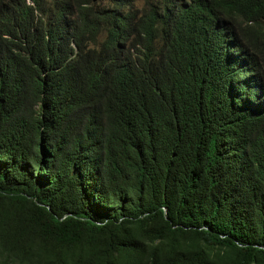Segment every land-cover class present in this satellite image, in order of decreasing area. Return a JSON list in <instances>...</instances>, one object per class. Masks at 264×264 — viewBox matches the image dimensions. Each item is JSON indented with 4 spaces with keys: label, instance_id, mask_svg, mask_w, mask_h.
Returning a JSON list of instances; mask_svg holds the SVG:
<instances>
[{
    "label": "trees",
    "instance_id": "1",
    "mask_svg": "<svg viewBox=\"0 0 264 264\" xmlns=\"http://www.w3.org/2000/svg\"><path fill=\"white\" fill-rule=\"evenodd\" d=\"M0 0V264H264V0Z\"/></svg>",
    "mask_w": 264,
    "mask_h": 264
},
{
    "label": "rangeland",
    "instance_id": "2",
    "mask_svg": "<svg viewBox=\"0 0 264 264\" xmlns=\"http://www.w3.org/2000/svg\"><path fill=\"white\" fill-rule=\"evenodd\" d=\"M135 8H141L143 6L144 0H128ZM97 3H100L101 6H111L113 4L112 0H98Z\"/></svg>",
    "mask_w": 264,
    "mask_h": 264
},
{
    "label": "water",
    "instance_id": "3",
    "mask_svg": "<svg viewBox=\"0 0 264 264\" xmlns=\"http://www.w3.org/2000/svg\"><path fill=\"white\" fill-rule=\"evenodd\" d=\"M92 2H97L98 0H91Z\"/></svg>",
    "mask_w": 264,
    "mask_h": 264
}]
</instances>
